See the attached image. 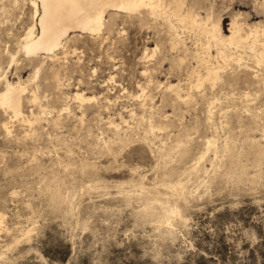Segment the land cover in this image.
Wrapping results in <instances>:
<instances>
[{
    "label": "rangeland",
    "instance_id": "374dc122",
    "mask_svg": "<svg viewBox=\"0 0 264 264\" xmlns=\"http://www.w3.org/2000/svg\"><path fill=\"white\" fill-rule=\"evenodd\" d=\"M33 1L0 0V95L26 88L0 103V264H264V0L110 11L27 56Z\"/></svg>",
    "mask_w": 264,
    "mask_h": 264
},
{
    "label": "bare ground",
    "instance_id": "6f19581e",
    "mask_svg": "<svg viewBox=\"0 0 264 264\" xmlns=\"http://www.w3.org/2000/svg\"><path fill=\"white\" fill-rule=\"evenodd\" d=\"M164 3L165 0H35L32 2V6L35 10V23L30 27V30L24 39L22 49L31 46L34 52L32 56L40 55L41 53L53 54L71 32L82 31L89 34L99 33L105 24L106 15L110 11L119 13H137L144 9H148L150 14L157 15L160 12V8L164 6ZM171 14L177 16L182 23L188 20L191 28L195 30L201 28L202 31L210 36V39L212 38V40H214L219 46H235L238 48L243 42V37L240 35L242 27L236 21L232 23L231 36L226 38L221 34V28L217 25L203 27L202 25H199L196 20L190 21L189 19L191 17L189 15L183 16L178 13V10H174ZM167 15L168 14H166V16ZM168 18L169 16L167 19ZM37 27L40 30L39 33L36 31ZM177 36L180 40L181 37L179 35ZM251 36L255 38V41L251 43L250 46V48L253 49L256 42H258L257 39L260 36L264 37V27L260 30L259 28L251 29L247 38ZM220 55L223 57L225 55L224 51L220 50ZM223 58L225 59V57ZM217 79H219V72L216 68L209 66L207 77L202 78V76H199L196 86H201L205 80L216 81ZM25 90L26 88L21 87V84L14 85L8 82L6 89L0 95V103L13 110L16 117L22 115L20 107L23 99L22 94ZM77 98L83 100L81 94H77ZM215 147H213V149ZM208 150L210 153V149H207V151ZM213 151L211 150L212 153Z\"/></svg>",
    "mask_w": 264,
    "mask_h": 264
},
{
    "label": "snow or ice",
    "instance_id": "6c2138e0",
    "mask_svg": "<svg viewBox=\"0 0 264 264\" xmlns=\"http://www.w3.org/2000/svg\"><path fill=\"white\" fill-rule=\"evenodd\" d=\"M23 52H25L28 56H32L34 54L33 52V49L31 48V46H28V47H24L22 49ZM13 61L15 62V57H13ZM34 73H35V81H38L40 83L43 82V78H42V75H41V69L40 68H35L34 69ZM145 75H148V73L146 72ZM30 82H33V81H30ZM37 87H39V83H37ZM163 87V86H161ZM35 95V93H34ZM143 95V93L141 94ZM139 98V97H137Z\"/></svg>",
    "mask_w": 264,
    "mask_h": 264
}]
</instances>
